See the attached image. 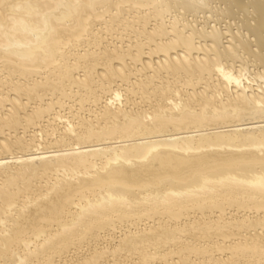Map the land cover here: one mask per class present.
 <instances>
[{
	"label": "bare ground",
	"instance_id": "6f19581e",
	"mask_svg": "<svg viewBox=\"0 0 264 264\" xmlns=\"http://www.w3.org/2000/svg\"><path fill=\"white\" fill-rule=\"evenodd\" d=\"M0 264H264V0H0Z\"/></svg>",
	"mask_w": 264,
	"mask_h": 264
}]
</instances>
